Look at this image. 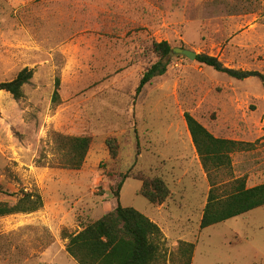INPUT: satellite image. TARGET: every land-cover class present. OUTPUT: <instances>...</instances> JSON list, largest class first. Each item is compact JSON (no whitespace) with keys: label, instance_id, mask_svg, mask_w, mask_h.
<instances>
[{"label":"rangeland","instance_id":"1","mask_svg":"<svg viewBox=\"0 0 264 264\" xmlns=\"http://www.w3.org/2000/svg\"><path fill=\"white\" fill-rule=\"evenodd\" d=\"M261 0H0V83L33 78L15 100L0 91V185L36 191L42 207L0 218V264H77L62 233H75L116 206L121 175L161 177L175 194L160 206L125 180L120 205L161 230L157 264H264V207L200 229L210 184L192 144L188 113L215 137L251 143L231 155L232 176L264 183V87L171 55L164 76L135 89L155 61L152 42L217 58L264 75ZM59 80L58 100H53ZM87 136L80 170L58 165L54 136ZM115 139L112 158L105 145ZM0 194V202L14 203ZM174 260V261H173Z\"/></svg>","mask_w":264,"mask_h":264},{"label":"trees","instance_id":"2","mask_svg":"<svg viewBox=\"0 0 264 264\" xmlns=\"http://www.w3.org/2000/svg\"><path fill=\"white\" fill-rule=\"evenodd\" d=\"M261 1L264 14V0ZM171 49L165 41L151 43L150 52L155 61L144 71L135 89V96L152 80L166 74ZM195 61L238 81L257 78L264 87V75L257 71L226 68L217 58L205 54H197ZM32 78L33 71L25 68L10 82L0 83V91L20 100L23 97V87L29 84ZM58 81L57 79L55 82V102L58 100ZM184 118L192 144L210 184L200 229L204 230L264 207V183L249 188L244 178L227 183L218 180L219 177L232 176L233 153L249 151L254 145L215 137L188 113ZM91 142V138L87 136H54V152L59 157L58 165L68 170H80ZM105 145L110 156L115 158L118 152L116 140L108 139ZM128 178L141 183L138 194L151 205L160 206L175 196L159 176L149 178L141 171L121 175V180L114 190L117 202L112 211L90 222L78 232L62 233V237L67 240L65 251L77 264H157L159 261V245L162 240L160 228L134 208L120 205V192ZM0 194L15 199L14 203L0 202V218L31 214L42 207V198L36 191H26L22 188L17 193H9L0 185ZM193 251V244L180 243L177 250L179 256L175 255L173 259L177 260V264H191Z\"/></svg>","mask_w":264,"mask_h":264},{"label":"water","instance_id":"3","mask_svg":"<svg viewBox=\"0 0 264 264\" xmlns=\"http://www.w3.org/2000/svg\"><path fill=\"white\" fill-rule=\"evenodd\" d=\"M171 55L182 56L190 61H195L197 54L189 49L174 47L171 49Z\"/></svg>","mask_w":264,"mask_h":264}]
</instances>
